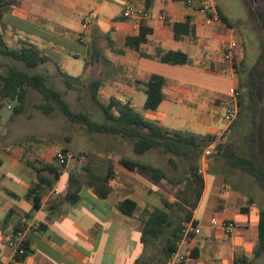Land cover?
I'll list each match as a JSON object with an SVG mask.
<instances>
[{
    "label": "crops",
    "instance_id": "1",
    "mask_svg": "<svg viewBox=\"0 0 264 264\" xmlns=\"http://www.w3.org/2000/svg\"><path fill=\"white\" fill-rule=\"evenodd\" d=\"M205 1L196 0L190 7L184 0H154L148 9L150 17L136 23L122 16L123 9L128 3L145 7L144 0H13L0 28L3 37L7 33L15 44L34 45L49 59L42 64L53 65L43 74L48 81L58 78L66 87L64 75L79 77L76 84L83 78L90 79V83L99 80L98 96L103 104L115 98L133 107L147 121L170 131L208 135L215 137L212 143H223L239 121V115L231 125L225 120L226 108L233 101L231 91L239 88V81L237 69L234 72L232 63L224 58L223 48L230 39L238 40L235 63H245L243 52L253 38L236 34L221 9L230 25L224 21L207 25L205 16L198 12ZM91 9L97 11L98 18L86 43L81 44L77 36L84 15ZM161 14L170 20L161 21ZM187 21L194 36L187 34L176 40L172 25ZM142 29L151 32L139 50L126 46L127 38L138 37ZM253 45L259 50L257 63L263 41ZM160 49L184 52L188 61L182 65L163 63L158 56ZM83 55V67L71 59ZM153 74L165 79L164 99L156 110H147L143 84ZM259 107L263 104L259 103ZM243 136L253 137L247 132ZM256 137H264L260 127ZM18 139L0 137V264H16L8 241L16 238L19 231L27 242L28 254L17 264H133L144 253L140 234L149 214L154 208H162L163 200L178 201L180 187L165 179L154 180L140 170L129 171L120 163L133 150L132 142L124 137H89L90 152L72 158L64 150L67 163L63 167L56 156L47 162L34 146ZM144 154L157 158L159 163L162 156L166 157L155 149ZM47 165L58 170L57 178ZM154 167L169 173L163 163ZM110 169L113 175L107 185L111 192L101 198L89 180L104 178ZM37 170H42L41 175L52 186L41 192L39 208L35 209L28 191L38 182ZM233 170L221 155L206 165L204 189L192 211L196 233L189 243L190 264H236V260L238 264H264V252L256 254L261 209ZM180 171L181 168L174 169L169 174L175 176ZM72 175L77 183L70 187ZM77 188L79 199L70 204L64 198L70 189ZM124 199L137 205L132 216L117 208ZM214 217L219 222L230 221L232 227L226 230L212 225Z\"/></svg>",
    "mask_w": 264,
    "mask_h": 264
},
{
    "label": "trees",
    "instance_id": "2",
    "mask_svg": "<svg viewBox=\"0 0 264 264\" xmlns=\"http://www.w3.org/2000/svg\"><path fill=\"white\" fill-rule=\"evenodd\" d=\"M243 2L246 5L251 3L250 0H243ZM12 3L13 0H0V23ZM153 3L154 0H144L146 9H149ZM218 12L221 20L230 25L227 17L219 9ZM172 29L176 40L181 39L183 35H193L194 32L188 21L186 23H174ZM150 32V29H142L138 37L127 38L126 46L139 50L140 45L147 41L146 35ZM0 54L11 60L23 63L25 67L11 68L6 73L0 72V109L4 106L5 101L16 102L13 109L14 114H21L24 110L29 90L32 88L43 96L44 103L38 105V108L47 116L59 110L70 123L83 125L88 133L120 136L130 140L133 144V150L137 154H144L152 149H157L164 155H171L168 158L171 170L178 168L182 170L175 176H171L165 170L149 164H143L124 157L120 159V163L129 171L140 170L157 181L165 179L172 185L180 187L178 196L180 194L185 196L183 201L178 199L174 203L163 200L162 208H154L152 210L140 234L144 253L133 263L167 264L170 255L176 250V241L180 237L182 225L191 220L192 211L197 207L200 200L204 189L203 176L198 173L200 155L206 147L212 144L215 137L170 131L158 123L147 121L133 107L123 104L115 98H112L108 104H103L98 96L101 85L99 80H94L90 84L91 97L103 112L105 122H94L86 113L75 112L66 99V92L50 85L45 75L30 71V69H35L49 61L37 47L24 43L21 48H10L6 44L0 28ZM158 56L161 62L167 64L182 65L188 61V55L181 51H163L160 49ZM263 58L264 41L255 66ZM244 64L243 62L240 64L235 63L238 75H241L238 67L243 68ZM255 66L245 71V78H239V89H244L245 91L244 95L239 96V120L245 114L247 116L246 120H255L248 132L253 137H247V149L245 150L247 154L240 153L234 142H224L219 144L218 147L225 164L232 169L251 176L258 183L264 194V161L259 154L260 138L256 137L259 131L256 117L261 110L259 107L261 83L256 74ZM64 79L67 89H72L74 83L80 80L79 77H70L68 75H64ZM164 84V77L156 74L151 75L149 81L143 84V89L147 96L144 104L145 109L156 110L159 107L164 99ZM46 168L54 173L56 178L58 177L57 169L49 165ZM37 171L39 174L38 182L32 185L28 191V196L33 198L35 209L39 208L41 192L45 187L50 188L52 186V182L46 181L41 175L42 170ZM112 175L110 169L109 174L104 178L89 180L90 187L99 197L107 198L111 192L107 183ZM76 183L77 180L73 175L70 176V187H73V184ZM64 199L70 204L76 203L79 199V188L70 189ZM117 208L123 214L132 216L137 209V205L129 199H124L117 204ZM171 211L179 212V215L173 216ZM181 214H183V217H181ZM258 229L259 245L256 254L259 255L264 252V210L262 209L260 210ZM25 245L27 247L26 240ZM26 256L21 257L20 261H23ZM243 262L248 263L246 259ZM238 263L239 261L236 260V264Z\"/></svg>",
    "mask_w": 264,
    "mask_h": 264
},
{
    "label": "rangeland",
    "instance_id": "3",
    "mask_svg": "<svg viewBox=\"0 0 264 264\" xmlns=\"http://www.w3.org/2000/svg\"><path fill=\"white\" fill-rule=\"evenodd\" d=\"M210 2L217 10L221 9L229 18L232 26H234L233 30L236 34H242L248 39L253 38V42L249 43L247 50L243 52V59L245 61L244 67H238L241 71V75L237 74V80L239 81L240 77L245 78L246 70L256 65L259 50L253 43L259 44L264 41V0H252L250 5H246L243 0H211ZM4 35V40L10 48L18 49L22 47V45L13 43L7 37V33ZM62 36L63 35L60 34V37ZM71 59L76 61L81 67H83L86 62V57H84V55L78 58L71 57ZM52 67L53 65L50 63L45 67L40 65L35 69H30V71L33 73L46 74L48 70H52ZM255 67H257L256 70L261 83L259 103L263 104L259 112L261 115L257 114L256 122L260 125L259 127L262 133H264V118L262 120V117H264V60ZM11 68L25 67L23 63L11 60L0 54V72L6 73ZM59 81L58 78H51L48 82L57 89L66 92V99L75 112L86 113L94 122H105L103 112L92 100L90 79L83 78L80 84L75 83V90L67 89V87L63 85L64 83L62 82L61 84ZM239 91L241 93L240 95H244V89H239ZM42 103H44L43 96L32 88L29 90L24 110L19 115H15L13 111L16 102L5 101L4 106L0 109V137H17L20 141L25 139L28 146H34V151L42 153L44 160L47 162L53 161L59 150V152L62 153L68 152L72 158L82 156L83 152H90L92 148L89 146V137H120L88 133L83 125L70 123L59 110L47 116L38 108V105ZM246 119L247 116L245 114L236 124L235 130H231L230 133L225 135L226 137H224L223 141V143L234 142L238 151L242 154H247L245 150L247 149L248 142L247 137H242V135L249 132L255 121ZM27 137L30 138L26 139ZM259 138V154L264 161V137ZM34 139L39 141L34 142ZM155 151L159 150L155 149ZM169 157H171V155H166V157L162 156V163L168 168L169 173H172L173 170H171V166L168 163ZM127 158L138 162H148L154 166H161L162 164L159 163L161 161L157 158H148V154H137L133 150L128 153ZM178 162L180 163L179 160ZM73 164L74 163H72L70 170L73 168ZM233 171L235 173L234 176L245 183L246 192L252 196L257 207L264 210V194L258 183L248 174L238 170ZM209 178H211V176H209ZM230 182V180L227 182L228 187L231 186ZM184 198V194L177 196V200L180 199L183 201ZM172 215H175V211H172ZM181 217H183V214H181Z\"/></svg>",
    "mask_w": 264,
    "mask_h": 264
},
{
    "label": "built area",
    "instance_id": "4",
    "mask_svg": "<svg viewBox=\"0 0 264 264\" xmlns=\"http://www.w3.org/2000/svg\"><path fill=\"white\" fill-rule=\"evenodd\" d=\"M196 0H185L186 6H193ZM198 12L205 16V23L207 25H213L216 23H221V17L219 15L218 10L215 6L209 1L203 2V4L198 9ZM122 16L125 19H131L136 23H140L143 20H146L150 17V12L146 7L134 5L132 3H128L125 5ZM98 18V13L95 9L89 10L82 19V29L79 32L77 39L78 42L81 44L86 43V39L88 38L89 34L91 33L94 24ZM159 19L163 22L170 20V18L166 14H161ZM240 47V43L238 40L232 38L230 39L223 48V55L225 60L230 61L233 66L234 72H236L235 68V60L237 55V50ZM232 97L233 101L230 105L227 106L225 111V120L226 122L231 125L238 117L239 114V96L240 91L238 87L232 89ZM218 143L214 142L208 147H206L200 155V166L198 169V173L200 175H204L206 165L208 164L209 160L214 156L220 155V150ZM56 160L60 167H63L67 163V157L64 153L59 152L56 155ZM210 223L212 225H220L224 229L228 230L232 227V223L230 221H221L219 222L217 218H212ZM196 233V224L191 219L185 222L182 225L180 230V237L176 241V250L172 252L168 259L167 264H190L192 260L191 250L189 247V243L192 240ZM8 247L12 251V261L13 263H20V258L27 255V247L25 245V238L22 235V232L17 233L16 238H11L8 241Z\"/></svg>",
    "mask_w": 264,
    "mask_h": 264
},
{
    "label": "water",
    "instance_id": "5",
    "mask_svg": "<svg viewBox=\"0 0 264 264\" xmlns=\"http://www.w3.org/2000/svg\"><path fill=\"white\" fill-rule=\"evenodd\" d=\"M250 2H252V0H250Z\"/></svg>",
    "mask_w": 264,
    "mask_h": 264
}]
</instances>
